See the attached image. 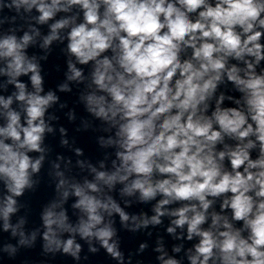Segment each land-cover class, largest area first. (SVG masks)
<instances>
[{
    "label": "clouds",
    "instance_id": "1",
    "mask_svg": "<svg viewBox=\"0 0 264 264\" xmlns=\"http://www.w3.org/2000/svg\"><path fill=\"white\" fill-rule=\"evenodd\" d=\"M12 3L17 10L24 6L28 12L35 7L40 24L54 20L50 34L43 39V48L61 39L60 30L69 29L68 52L80 65L93 62L95 91L83 98L87 110L117 128L118 139L107 143H115L120 149L116 153L120 164L116 166L113 161L114 172L93 168L96 182L72 186L78 197L73 207L83 214L75 227L67 223L65 211H54L57 204L45 210L46 250L59 251L62 247L63 253L79 259L81 245L74 236L63 242L58 239L55 225L58 230L78 233L92 252L98 250L91 246L94 239L123 264L124 255L114 239L113 214L132 233L159 225L167 214L174 217V227H168V233L187 225V240L199 238L188 250L190 264H264V73L256 72L264 60V0ZM75 6H79L82 20L79 13L54 19L57 13H70ZM32 41L27 32L19 41L15 35L0 39V60L6 62L0 74L10 77L9 83L19 89L16 99L26 104V126L21 124L19 113L9 110L7 126L0 127V176L10 193L2 208L5 230L10 227V214L17 210L13 197L32 187L29 170H40L44 157L33 161L28 153L44 151V133L52 131L45 123V113L58 99L52 91L40 94V66L35 57L29 59L25 54ZM109 52L110 56L104 55ZM68 69V81H83L82 69L72 61ZM29 73L34 93H26L25 84L16 79ZM225 78L243 94V103L228 96L238 107H222L226 97L220 93L209 115V102ZM59 87L71 91L68 84ZM11 104V97H0L4 109ZM8 139L12 143H6ZM62 143L67 144V140ZM257 145L259 154L253 159L251 151ZM76 153L80 155L82 150L77 148ZM117 182L125 184L122 195L138 192L141 202L161 194L163 198L153 209L155 215L130 214L111 196L102 199L89 194L102 193L101 184L111 190ZM64 183L61 180L57 188ZM63 195L66 198L68 193ZM217 199L221 212H210ZM174 202L187 203L165 209ZM229 209L230 218L222 214ZM236 222L242 225L237 227ZM146 247L141 243L139 250ZM156 251L161 253V264H181L175 258H165L162 243Z\"/></svg>",
    "mask_w": 264,
    "mask_h": 264
}]
</instances>
